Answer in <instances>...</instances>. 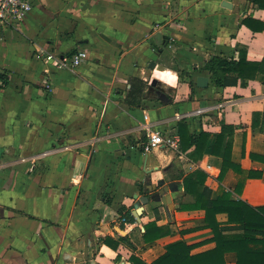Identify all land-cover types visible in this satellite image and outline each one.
Returning a JSON list of instances; mask_svg holds the SVG:
<instances>
[{"label": "crops", "instance_id": "0c3cea01", "mask_svg": "<svg viewBox=\"0 0 264 264\" xmlns=\"http://www.w3.org/2000/svg\"><path fill=\"white\" fill-rule=\"evenodd\" d=\"M246 18L264 23V8L253 0H34L24 21L0 24V264L152 263L177 241L195 254L213 249L205 211L181 209L195 203L184 178L208 166L217 175L232 132V161L261 172L234 196L264 206V162L252 158L264 155V78L218 87L206 69L241 52L264 61V31ZM79 51L89 59L75 70L43 60ZM201 76L208 88L198 87ZM183 121L191 134L211 135L202 159L191 158L193 147L144 152L145 125L178 131ZM237 183L229 170L205 184L216 199ZM217 219L226 236L242 234L227 214ZM152 222L170 234L147 243Z\"/></svg>", "mask_w": 264, "mask_h": 264}, {"label": "trees", "instance_id": "16d2710c", "mask_svg": "<svg viewBox=\"0 0 264 264\" xmlns=\"http://www.w3.org/2000/svg\"><path fill=\"white\" fill-rule=\"evenodd\" d=\"M253 2L264 8V0H253ZM244 24L255 31H264V23L252 18H246ZM206 69L211 73L213 82L218 87L235 86L240 79L264 78V61L251 62L245 52H241L239 60L214 57L207 62ZM1 80L5 86L8 85V80L4 76H1ZM178 133L181 136V148L188 151L193 147L191 158L202 159L211 135L205 131L191 134L185 121L179 124ZM233 135V132L230 133L226 142L223 165L218 177V180L222 181L229 170L234 171L238 176V183L233 191L222 190L221 194L213 199V191L205 184L209 174L201 169L184 178L185 190L194 196L195 203L181 205V209L205 211V226L213 231L214 236L210 241L215 243V247L195 254L194 245L177 241L169 244L166 252L154 262L147 263L133 256L131 259L134 264H225V255L229 252L236 253V264H264V206L254 207L234 196H240L247 180L261 177V172L244 170L232 161ZM224 139L225 134L218 135L213 147L214 155H221ZM252 158L264 162V155H252ZM219 214H227L228 222L239 226L242 234L234 237L226 236L217 219ZM170 232L167 227H160L152 222L144 226L143 237L147 243H150L169 235ZM122 239L132 246L127 238Z\"/></svg>", "mask_w": 264, "mask_h": 264}, {"label": "built area", "instance_id": "2783aa9c", "mask_svg": "<svg viewBox=\"0 0 264 264\" xmlns=\"http://www.w3.org/2000/svg\"><path fill=\"white\" fill-rule=\"evenodd\" d=\"M34 0H0V24L10 26L24 21L33 9ZM89 59L86 51H79L71 56H61L55 53L47 54L43 60L55 69L75 70ZM147 134L143 143L145 153L155 150L170 151L181 154V136L177 130H154L151 125H145ZM209 176L219 177L220 172L215 175L212 166L207 167ZM221 171V170H220Z\"/></svg>", "mask_w": 264, "mask_h": 264}, {"label": "water", "instance_id": "95a60500", "mask_svg": "<svg viewBox=\"0 0 264 264\" xmlns=\"http://www.w3.org/2000/svg\"><path fill=\"white\" fill-rule=\"evenodd\" d=\"M154 66H155V63L152 64V67H154ZM197 85H198L199 88H202V89L208 88V86H209V78L206 77V76L199 77L198 80H197ZM152 188H154V187H152ZM142 201L144 203H147L148 202V198L144 197V198H142ZM142 214H143V207H139V208H137L135 210L134 215L138 219V221H140V217H141Z\"/></svg>", "mask_w": 264, "mask_h": 264}]
</instances>
